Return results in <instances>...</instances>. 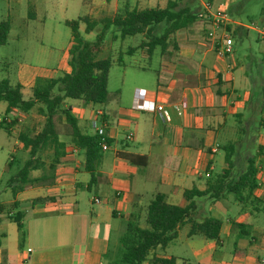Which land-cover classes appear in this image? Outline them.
I'll return each mask as SVG.
<instances>
[{"label": "crops", "instance_id": "0c3cea01", "mask_svg": "<svg viewBox=\"0 0 264 264\" xmlns=\"http://www.w3.org/2000/svg\"><path fill=\"white\" fill-rule=\"evenodd\" d=\"M84 1L91 12L105 8L100 0ZM168 1L175 0L104 3L113 15L124 9L163 8ZM203 3L181 0L180 6L197 5L198 12ZM260 14L256 34L264 28V8ZM230 19L233 25L229 28L241 30L232 35V54L224 59L215 57L213 45L204 38V24L197 19L173 35V47L168 46L163 54L157 49L152 52L157 62L154 81L141 82L137 74L123 71L119 89L113 98L107 92L104 104L85 105L75 100L64 104L81 132L96 133L109 141L106 150L100 151L96 185L89 192L85 190L89 174L83 170V152L66 145L51 184L26 187L14 198L10 195L9 202H0L5 206L17 203L10 213H0V264H109L104 256L116 248L131 213H136L141 224L142 209L156 194H162L169 205L185 206L183 192L205 190L222 170L224 149L229 146L233 148L234 177L245 169L248 159L253 160L254 200L238 204L230 194L218 201L206 196L192 199L193 221L211 217L221 223L218 243L214 242L219 250L201 264H264V139L259 125L264 119V77L253 66L252 54L235 57L237 38L247 37L252 29ZM197 30H201V36ZM257 41L264 47V42ZM138 52L150 63L142 50ZM143 66L138 60L128 64L140 72L145 70ZM135 102L138 110L133 108ZM151 105L162 106V110L156 112ZM14 112L9 113L12 119ZM247 113L257 117L256 133L251 134ZM12 119L4 113L0 123ZM94 120L98 122L96 130L92 128ZM8 132L4 133L16 137L12 125ZM14 144L17 149V142ZM45 197L51 201L29 205L31 200ZM18 211L25 232L20 246L16 227L8 219ZM182 227L186 238L196 237H187L188 223L177 231ZM225 243L230 250L224 251ZM163 250L155 248L142 264H150L152 257L173 258L177 264L174 257L161 254Z\"/></svg>", "mask_w": 264, "mask_h": 264}, {"label": "trees", "instance_id": "16d2710c", "mask_svg": "<svg viewBox=\"0 0 264 264\" xmlns=\"http://www.w3.org/2000/svg\"><path fill=\"white\" fill-rule=\"evenodd\" d=\"M180 1H168L163 8L124 9L110 17L100 19L82 16L76 20L65 21L64 25L70 31L66 49L68 72L56 79L34 78L27 99H23L20 85L9 86L6 81H0V102L5 104V114L16 110L27 113L34 109L36 114L43 118L39 131L31 135L22 132L17 136L21 149L27 154V159L16 173L5 181V187L12 198L26 187L51 184L55 168L61 162L66 145H72L83 152V170L89 174L85 190L89 192L96 185V171L101 159L100 146L102 143L107 145L109 141L96 133L88 135L81 132L76 119L70 113V108L64 106V101L75 100L85 105H102L107 101L106 85L111 61L109 58L99 59L97 56L103 50V36L110 27L115 28L116 33L110 37L111 41H122L126 37L135 35L142 37L135 48L122 53L125 55H130L135 50H142L150 58L155 49L163 54L168 46L173 47L171 41L173 35L197 20L198 9L192 6L181 7ZM203 1L211 2V0ZM262 10L263 8L260 9ZM79 25L83 26L84 34L96 33L93 42H87L80 37ZM239 30L241 29L238 27L227 28L230 37L238 34ZM7 33V22H0V46L5 43ZM117 62L121 63V53L117 57ZM261 93L264 95V86ZM56 121H61L68 128L63 135L65 140L61 139L56 130ZM14 122H16L15 118L8 123L2 121L0 129L8 135V128ZM3 124L5 126H2ZM259 125L264 128V119ZM232 149L230 146L224 149L223 168L207 184L205 190L191 189L183 192V200L187 202L185 206L169 205L162 194H156L142 209V225L136 213H131L124 232L118 238L116 248L109 250L104 259L109 264H142L152 250L165 249L175 240L177 229L184 223L189 224L187 237L198 236L217 244L220 221L211 217L203 218L200 222L193 221L191 215L195 210V204L192 199L206 196L211 201H218L224 195L230 194L238 204L249 198L254 200L252 191L256 188V169L253 160L248 159L245 169L234 177ZM33 172L39 174L31 177ZM50 201L51 199L47 197L35 198L29 202V205ZM16 207V202L7 206L0 205V213L8 214ZM8 219L16 227L20 246L25 236L22 213L14 212L8 216ZM149 262L175 264L173 258L152 257Z\"/></svg>", "mask_w": 264, "mask_h": 264}, {"label": "rangeland", "instance_id": "374dc122", "mask_svg": "<svg viewBox=\"0 0 264 264\" xmlns=\"http://www.w3.org/2000/svg\"><path fill=\"white\" fill-rule=\"evenodd\" d=\"M119 1L120 4L122 0ZM100 5L105 8L91 12L84 0H0V22L5 21L8 24L6 41L0 46V81H6L9 86L20 85L22 97L27 99L34 78L56 79L68 72L66 49L70 31L64 22L76 20L82 16L94 19L112 16L104 0H100ZM192 7L197 8V5ZM201 8L202 6L200 10ZM211 8L223 9L229 17L241 21L252 29L247 31V37L237 38V44L234 47L235 57L246 53L252 54L256 64L253 66L257 67L264 77V64L261 62L263 56L261 51L264 52V47L257 41L258 36L254 30L261 24L260 9L264 8V0H213ZM78 33L87 42H93L96 34L95 32L84 34L82 25H79ZM115 34L113 27L105 32L102 41L103 50L97 56L99 59L109 58L111 61L106 86L110 98H113L115 91L119 89V84L123 80L121 77L123 71L127 75L137 74L141 82L147 83V81L155 80L156 75L153 70L157 67L156 56L152 55L150 63H147V60L141 58L138 52L141 50L132 56L122 54L127 48H135L141 42L140 35L126 37L122 41H111L110 37ZM197 34L201 36V30H197ZM119 53H121L120 64L117 62ZM137 60L139 64L144 65L143 72L128 67V64ZM122 66H125L127 70H124ZM72 103L76 102L69 99L64 101L66 105ZM4 107L5 104L0 102V121L4 119ZM5 115L12 119L11 114ZM246 116L251 120V134L256 133V115L247 113ZM254 116L255 120L252 119ZM14 118L16 122L12 126L16 131V137L7 136L0 129V202L2 203L11 200L10 192L5 187L6 179L14 175L27 159L26 152L21 149L17 140L18 134L22 132L34 134L39 131L43 123V118L37 115L34 109L27 113L16 110ZM56 130L61 139L65 140L63 135L68 131L66 125L56 121ZM16 142L17 149L14 144ZM215 172H218L217 169ZM38 174L39 172H33L31 177H36ZM183 227L177 231V239L171 241L160 252L161 254L174 257L177 264H201L207 262L212 255L214 256V251L219 250L213 241L197 238L198 236L186 238ZM224 247V251L230 250L229 244L225 243Z\"/></svg>", "mask_w": 264, "mask_h": 264}, {"label": "built area", "instance_id": "2783aa9c", "mask_svg": "<svg viewBox=\"0 0 264 264\" xmlns=\"http://www.w3.org/2000/svg\"><path fill=\"white\" fill-rule=\"evenodd\" d=\"M197 19L201 20L204 24V38L206 41L213 45L214 55L218 60H222L225 57L232 54V39L227 31V28L233 25L228 13L223 9L211 8L210 3H203L201 10L196 14ZM258 38L264 42V28L257 31ZM261 62L264 64V55L261 57ZM152 109L156 112L162 110V106H153ZM133 108L138 110L139 104L135 102ZM96 116L100 117L101 113L96 112ZM98 122L94 120L92 128L97 129ZM263 139H264V128H263ZM100 149L106 150V145L101 144ZM187 264V263H181Z\"/></svg>", "mask_w": 264, "mask_h": 264}]
</instances>
